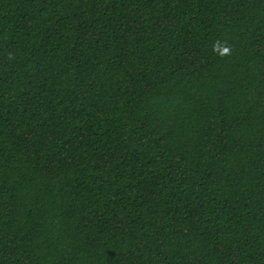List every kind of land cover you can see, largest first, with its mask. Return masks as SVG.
<instances>
[{"label": "trees", "instance_id": "16d2710c", "mask_svg": "<svg viewBox=\"0 0 264 264\" xmlns=\"http://www.w3.org/2000/svg\"><path fill=\"white\" fill-rule=\"evenodd\" d=\"M0 264H264V0H0Z\"/></svg>", "mask_w": 264, "mask_h": 264}, {"label": "clouds", "instance_id": "9594fccd", "mask_svg": "<svg viewBox=\"0 0 264 264\" xmlns=\"http://www.w3.org/2000/svg\"><path fill=\"white\" fill-rule=\"evenodd\" d=\"M224 51H225V52H228V49H225Z\"/></svg>", "mask_w": 264, "mask_h": 264}]
</instances>
